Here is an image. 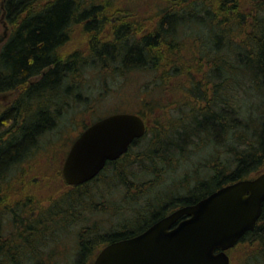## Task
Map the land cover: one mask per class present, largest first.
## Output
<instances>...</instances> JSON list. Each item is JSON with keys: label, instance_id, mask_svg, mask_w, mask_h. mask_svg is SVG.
I'll return each instance as SVG.
<instances>
[{"label": "rangeland", "instance_id": "374dc122", "mask_svg": "<svg viewBox=\"0 0 264 264\" xmlns=\"http://www.w3.org/2000/svg\"><path fill=\"white\" fill-rule=\"evenodd\" d=\"M98 1L107 2L105 7L102 4L108 21L96 31L76 28L63 47L64 57L77 53L79 60L60 86L69 88L71 96L63 99L55 127L0 183V243L11 252V264H93L107 244L103 241L107 234L134 227L132 222L146 215L149 206H157L162 195L172 199L190 194L198 182L210 180L215 172L230 173L234 167L231 141L220 132L203 131L208 125L204 118L223 113L229 125L243 126L261 113L259 87L246 86L245 78L238 86L216 79L217 71L212 72L213 67L202 58L203 50L191 41L199 26L189 20L176 27L170 41L180 45L163 48L156 70L129 69L120 60L103 64L89 51L94 39L112 37L122 24L140 39L153 33L168 11L187 9L201 19L205 13L192 10L193 6L213 10L214 0ZM255 3L245 0L243 6L250 9ZM10 30L1 14L0 49ZM206 31L203 26L200 33ZM21 93L0 92V111L10 108ZM123 112L144 116L145 135L128 156L106 168L96 181L78 190L67 186L61 168L76 136L89 123ZM170 151L168 158L160 159ZM262 172L264 166L245 179ZM82 238L91 243L88 255L78 250ZM229 255L230 264H264V249L255 240L238 243ZM7 260L2 259L10 264Z\"/></svg>", "mask_w": 264, "mask_h": 264}, {"label": "trees", "instance_id": "16d2710c", "mask_svg": "<svg viewBox=\"0 0 264 264\" xmlns=\"http://www.w3.org/2000/svg\"><path fill=\"white\" fill-rule=\"evenodd\" d=\"M243 1L214 0L213 10L212 7L201 9L200 5L193 6L192 10L205 13L204 17L199 16L201 19L197 18V13L187 9L168 11L155 31L140 39L136 34L128 33L126 29H130L122 24L112 37H99L91 42L90 53L103 64L120 60L129 69L150 67L156 70L160 65L158 55L162 54L163 48L171 50L180 45L170 41L174 39L176 27L189 20L188 23L192 22L200 29L191 41L203 50L202 58L207 66L213 67L212 72L217 71L216 79L230 80L231 85L238 86L245 78L249 83L246 86L259 87L262 103L257 119L252 123L247 120L243 126L229 125L226 122L228 117L223 113H214L203 119L208 124L203 131H212L213 135L220 132L227 135L228 142L231 141L233 162L230 164L234 167L230 173L224 174L223 170L215 172L210 180L198 182L190 194L171 200L166 194L162 195L156 200L157 206H149L146 215H139L132 222L134 227L107 234L103 240L107 244L127 239L177 207L194 204L223 186L244 180L249 172H256L264 166V0H257L250 9L243 6ZM102 3L105 7L107 2ZM102 3L96 0H0V16H4L11 29L0 49V92L22 91L10 108L0 111V183L35 148L42 135L55 127L63 99L71 96L69 88L63 90L60 86L76 70L75 64L79 60L77 53L64 57L63 47L76 28L96 31L108 21L103 15ZM203 26L207 29L205 34L200 33ZM35 78L36 81L33 80ZM139 115L147 131V122L142 114ZM198 131L194 130V134ZM138 140L133 141L119 159L107 162L101 172L119 164ZM236 145H239V150ZM169 153L171 151L164 152L160 159ZM100 174L91 181H96ZM89 182L71 187L78 190ZM247 239L255 240L264 249V201L254 230L247 232L238 243ZM90 244L85 238L79 239L80 255L91 252ZM6 249L0 243V264H6L2 261L6 258L7 262L10 261L8 263H12L11 252Z\"/></svg>", "mask_w": 264, "mask_h": 264}, {"label": "water", "instance_id": "95a60500", "mask_svg": "<svg viewBox=\"0 0 264 264\" xmlns=\"http://www.w3.org/2000/svg\"><path fill=\"white\" fill-rule=\"evenodd\" d=\"M144 133L145 123L136 114L99 119L72 143L61 170L64 181L72 186L90 181ZM263 201L264 172L179 208L137 236L105 246L93 264H229L226 251L254 229Z\"/></svg>", "mask_w": 264, "mask_h": 264}, {"label": "flooded vegetation", "instance_id": "af4514ba", "mask_svg": "<svg viewBox=\"0 0 264 264\" xmlns=\"http://www.w3.org/2000/svg\"><path fill=\"white\" fill-rule=\"evenodd\" d=\"M179 208V207H178ZM176 210V209H175ZM174 210V211H175ZM173 212V211H172ZM171 213V212H170ZM170 213H168L167 215H169ZM166 215V216H167ZM165 217V216H164ZM163 218V217H162ZM160 220V219H159ZM157 222V221H156ZM155 223V222H154ZM152 225V224H151ZM148 228V227H147ZM146 228V229H147ZM146 229H143V230H141V231H139V232H137V233H135L134 235H132L131 237H129V238H132V237H134V236H137V235H139V234H141L142 232H144ZM128 239V238H127ZM122 240H124V239H122ZM120 241V240H119ZM116 242V241H115Z\"/></svg>", "mask_w": 264, "mask_h": 264}]
</instances>
